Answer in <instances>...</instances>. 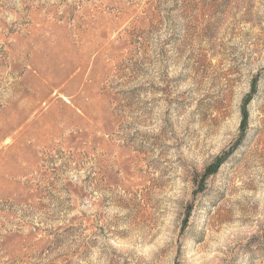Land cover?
<instances>
[{"label":"rangeland","instance_id":"obj_1","mask_svg":"<svg viewBox=\"0 0 264 264\" xmlns=\"http://www.w3.org/2000/svg\"><path fill=\"white\" fill-rule=\"evenodd\" d=\"M0 264H264V0H0Z\"/></svg>","mask_w":264,"mask_h":264}]
</instances>
